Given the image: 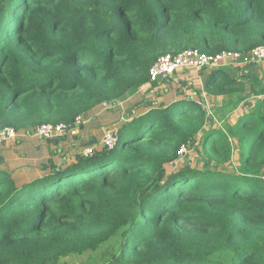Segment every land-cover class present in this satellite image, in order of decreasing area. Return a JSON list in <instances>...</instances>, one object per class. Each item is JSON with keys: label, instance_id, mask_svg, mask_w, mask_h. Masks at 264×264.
<instances>
[{"label": "trees", "instance_id": "1", "mask_svg": "<svg viewBox=\"0 0 264 264\" xmlns=\"http://www.w3.org/2000/svg\"><path fill=\"white\" fill-rule=\"evenodd\" d=\"M258 46L264 0H0V131L72 127L139 99L112 148L98 137L89 154L27 176L0 151V264H58L110 242L96 264H264V97L225 130L210 127L202 98L243 99L246 81L225 68L196 95L139 106L138 94L163 54ZM253 89L264 96V82ZM197 144L211 168L171 170ZM236 150L237 170H222Z\"/></svg>", "mask_w": 264, "mask_h": 264}, {"label": "rangeland", "instance_id": "2", "mask_svg": "<svg viewBox=\"0 0 264 264\" xmlns=\"http://www.w3.org/2000/svg\"><path fill=\"white\" fill-rule=\"evenodd\" d=\"M231 66L232 67L228 69L230 73L234 77H238L239 79L241 80L244 79L246 81L245 82L246 89L242 93L243 99H240L239 95H235L234 98H228V97H223V96L215 98L213 96L207 95L203 91L202 98L205 100L206 99L208 100L206 101V104L207 102L208 104H210V108L214 114L212 117H210V127L224 128L225 130L228 129L229 126L236 123V121L242 114L247 113L252 109V107H250L252 104H254L258 99L264 97V96L256 95V92L253 89V86L257 85V81L262 82V83L264 82V63H257V64L245 65V66L232 64ZM206 71L207 70H205L204 72ZM194 73H195L194 71H189L186 74L181 73L180 76H178L179 82L175 83L174 85L176 86L175 90H177L176 94H181V95L182 94H194L196 90L198 91L201 89V87H203L204 79H205L204 75L203 74L199 75L198 80L194 81L193 79H190L191 78L190 75ZM201 80L203 82H201ZM151 89L152 88H149L147 91H143V93L141 94L144 100H145L144 98L145 93L146 95L149 94L147 98H152L154 96L152 95ZM161 96L162 95L160 94L159 98ZM103 105L104 106L99 111L101 110L107 111V108L114 106L113 104H103ZM126 113L125 114L119 113L120 114L119 120L125 119ZM83 118L84 120L88 122V124L85 125L86 121H84L82 124H79V125L84 124L82 126L83 131H81L82 129L79 130L80 133H78L79 134L78 138H75L74 137L75 135H72L74 138L69 139L70 143L72 142L76 143V147L79 149L80 152L81 151L85 152L87 151V149H90V147H92L91 143L95 141L94 139L87 137V139H90V140L85 141V143L87 144L86 146H84L85 148L82 147V144L84 142L79 141V138H82L81 136H84L83 132L95 130L94 129L95 125L93 123L89 124L91 122L90 121L91 116L89 119H86V117H83ZM117 127H118V124L110 128L108 125L106 127V130L109 129L108 131H110L111 129L113 131L114 130L117 131ZM105 135L102 138L103 144H104ZM64 136L66 137L67 135H64ZM62 137L58 136L56 138L48 139L49 143L45 140L42 141L41 139L39 140L34 137H33L34 139H31L29 141L30 143H33L35 145L34 147H39L40 144L43 143L49 148H52L53 150H51V153H53L54 151H56V149H54L53 146L55 147V145L59 144V140H61ZM54 141L58 143L55 144L56 142ZM50 143H53V144H50ZM12 148H13V145L10 144L9 142L0 144V149L2 151L5 150L7 155L11 151ZM183 152H184L183 154H180V158H178L174 164L170 165L171 170H178L179 168H183L184 166H188V165L196 167V168H200V169L201 168H211L210 162L202 155L201 146L199 144H197L195 147L194 146L190 148L187 147L186 149H184ZM238 155H239L238 151L236 150L233 155L232 161L226 162L221 169L226 170V171H236L237 167L239 166ZM8 156H10L11 159H16L17 155L16 156L8 155ZM53 160L59 161L58 159H53ZM11 164L16 165L15 162H11ZM28 165L30 166L31 164H28V163L25 164V171H27ZM115 249H116L115 242H110V243H107L101 246L97 250L87 251L83 254H76V255H70L68 257H64L59 261L58 264H96L97 262L101 261L103 258H109L110 254L115 252Z\"/></svg>", "mask_w": 264, "mask_h": 264}, {"label": "crops", "instance_id": "3", "mask_svg": "<svg viewBox=\"0 0 264 264\" xmlns=\"http://www.w3.org/2000/svg\"><path fill=\"white\" fill-rule=\"evenodd\" d=\"M231 65L232 64L227 63L221 67L228 70L230 67H232ZM216 68H218V67H216ZM210 69L211 68H206V69H202V70H195V69L183 70L184 72L179 71L177 74H175L173 76H176L178 79V76H180L181 73L186 74L189 71H194L195 73L190 75L191 76L190 79L197 81L199 75L203 74L205 77V79H204V84H205L206 76L208 75V72ZM205 70H207V71L204 72ZM176 77H173V79ZM173 79H169V80L167 79V81H165V82H164V80H162V82H164V83H159L155 87H152V83H148L145 86H143L142 88H140L139 93H138L140 96H142L141 94L143 93V91H147L149 88H152L151 92H152V95H154V96L152 98H147L149 94L146 95V93H145L144 94L145 101L141 102V104L139 106H142V105L144 106L145 102L147 100L161 101L164 99L163 96L167 92H169V93L171 92L172 95H176L177 90H175L176 86H174V85H175V83H178L179 79L178 80H173ZM201 82H203V81L201 80ZM204 84L200 90L204 89ZM196 92H197V90L192 95H196L197 94ZM204 93H205V91H204ZM160 94L162 96L159 98ZM142 98H143V96H142ZM137 100H138L137 95L130 96V97L126 98L125 100H123L122 102H119L117 105H114V106L107 108V111H103V110L97 111L94 116L93 115L91 116V120H90L91 122L89 121L90 122L89 124L93 123L95 125V127H94L95 130L83 132L84 136H81L82 138H79V141L85 143V141L90 140V139H87V137H90L94 140L99 137L101 139V142H102L103 136L109 130V129L106 130V127L108 125H109V128L115 126L117 124V120L120 116L119 113L125 114L126 112H128V110L131 109V107L135 104V101H137ZM203 100H205V99H203ZM206 101H208V100L206 99L204 101L205 106L208 108V110L212 111L210 108V104H208V102L206 104ZM137 107L134 106V109H132V110L134 111ZM116 114H118L117 115L118 117L116 116ZM86 124H88L87 121L85 122V125ZM83 125L78 126L75 124V126H74L75 128L72 131L65 134L67 136L66 137L63 136L61 138V140H59V144H57L58 142L54 141V142H56L55 144H57V145H55V147L53 146V148L56 149V151H54L53 153H51V150H53V149L49 148L48 146L44 145L43 143H41L39 147H34L35 145L33 143H30L29 140L34 139V138L39 139V140L41 139L42 141L45 140L49 143L48 140L37 136L35 133L33 134V132L31 134L23 135L22 138H19V136H17V138H13V139H9V140L4 141V142H0V144L6 143V142H9L10 144H12L13 148L8 153V155H11V156L17 155L16 159H11V157L7 155L5 150L3 152L0 149V151H2L3 154L5 155L4 161L6 163V166L11 170H15L14 173L21 172L20 176L22 174H24L23 176H27L28 174H30L33 171V167H37L41 163L48 161L50 158L58 159L59 161H55L58 164L70 162L74 158V155L78 154L80 151L76 147V143L75 142L70 143L69 139L74 138V137L78 138V135H79L78 133H80L79 130L82 129L81 131H83V128H82ZM72 135H75V136L73 137ZM84 137L86 140L84 139ZM50 144H53V143H50ZM83 148H85V147H83ZM54 155H56V156H54ZM11 162H15L16 165H12ZM26 163L31 164L30 166L28 165L27 171H25V164Z\"/></svg>", "mask_w": 264, "mask_h": 264}, {"label": "built area", "instance_id": "4", "mask_svg": "<svg viewBox=\"0 0 264 264\" xmlns=\"http://www.w3.org/2000/svg\"><path fill=\"white\" fill-rule=\"evenodd\" d=\"M233 65H253L264 63V46H258L248 52L240 51H223L217 54L202 53L194 48H187L179 53H166L161 55L152 65L149 77L150 82L166 80L176 72L182 70H202L206 68H216L225 64ZM82 116H77L75 124L79 125L84 122ZM75 127H69L65 123H45L40 125L35 134L43 139H52L58 136H64L72 131ZM18 133L13 127H6L0 131V142L17 138ZM118 141L117 131L111 130L106 132L104 144L108 147H114ZM186 146H182L179 153L183 154ZM88 151V152H87ZM84 153L89 154L92 149H87Z\"/></svg>", "mask_w": 264, "mask_h": 264}, {"label": "water", "instance_id": "5", "mask_svg": "<svg viewBox=\"0 0 264 264\" xmlns=\"http://www.w3.org/2000/svg\"><path fill=\"white\" fill-rule=\"evenodd\" d=\"M35 132H33V134H34Z\"/></svg>", "mask_w": 264, "mask_h": 264}]
</instances>
